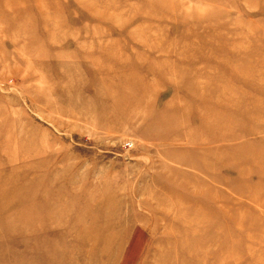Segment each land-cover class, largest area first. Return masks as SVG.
<instances>
[{
	"label": "rangeland",
	"instance_id": "374dc122",
	"mask_svg": "<svg viewBox=\"0 0 264 264\" xmlns=\"http://www.w3.org/2000/svg\"><path fill=\"white\" fill-rule=\"evenodd\" d=\"M0 264H264V0H0Z\"/></svg>",
	"mask_w": 264,
	"mask_h": 264
},
{
	"label": "built area",
	"instance_id": "2783aa9c",
	"mask_svg": "<svg viewBox=\"0 0 264 264\" xmlns=\"http://www.w3.org/2000/svg\"><path fill=\"white\" fill-rule=\"evenodd\" d=\"M126 145L128 146L129 144L127 143Z\"/></svg>",
	"mask_w": 264,
	"mask_h": 264
}]
</instances>
